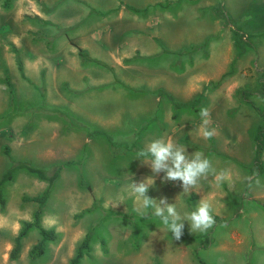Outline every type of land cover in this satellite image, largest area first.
<instances>
[{
	"label": "rangeland",
	"instance_id": "1",
	"mask_svg": "<svg viewBox=\"0 0 264 264\" xmlns=\"http://www.w3.org/2000/svg\"><path fill=\"white\" fill-rule=\"evenodd\" d=\"M80 48L102 64L83 62ZM198 95L196 109L172 104ZM263 113L264 0H0V178L15 160L47 174L63 163L41 214L57 236L35 259L34 227L17 257L9 252L38 207L23 196L47 181L22 166L10 171L0 264H69L88 232L79 264H264V172L253 166ZM158 137L204 153L231 176L182 193L161 173L149 187L182 212L210 201L216 225L207 232L192 233L185 221L174 240L159 218L134 211L128 185L153 175L134 158ZM79 170L90 188L78 184Z\"/></svg>",
	"mask_w": 264,
	"mask_h": 264
},
{
	"label": "clouds",
	"instance_id": "2",
	"mask_svg": "<svg viewBox=\"0 0 264 264\" xmlns=\"http://www.w3.org/2000/svg\"><path fill=\"white\" fill-rule=\"evenodd\" d=\"M200 117L205 128L203 137L211 139L215 135V129L207 127L211 123L209 111L202 108ZM134 159H139L141 164L148 166L153 173L139 182L132 179L127 187L128 194L134 201V211L141 218L147 219L149 214L159 218L174 240L181 239L185 221L190 224L192 233L207 232L216 225L213 205L208 200L202 198L191 211L182 212L176 202L169 203L167 198L156 200L147 194L149 187L155 182V177L161 173L165 183L179 181L182 193H189L201 180H207L209 176L217 183L231 182V176L226 171L217 172L212 161L204 153L195 151L189 155L185 147L177 145L172 139L158 137L138 150Z\"/></svg>",
	"mask_w": 264,
	"mask_h": 264
},
{
	"label": "trees",
	"instance_id": "3",
	"mask_svg": "<svg viewBox=\"0 0 264 264\" xmlns=\"http://www.w3.org/2000/svg\"><path fill=\"white\" fill-rule=\"evenodd\" d=\"M8 3H9V0H4V5H8ZM78 54H79V56L83 62H97V63L102 64V62L99 61L97 58H94L90 55H87V52L85 50H83L82 48L79 49ZM17 64H18L19 70L23 74L22 64H21L20 59H17ZM4 78H5L6 84H7L8 88L10 89V92H11L10 97H12V95H13L12 84L10 82L9 76L7 74H5ZM241 95L243 97L244 93L241 92ZM199 100H200V95H198L195 99H193L188 104L186 102L179 103L176 101H174L172 104L174 105L175 108H179L180 106L186 105L188 107L196 109L197 106L199 104H201V102ZM259 111L262 114V110H259ZM174 114L175 113H173V116H174ZM253 137H254V141H255V159L253 161V166L257 171L264 172V160L262 158L263 147H264V122H262L258 126ZM8 152H9L8 146L5 145L4 153L8 154ZM15 162H18V163H16V165H12L9 168V171L4 173L2 175V177L0 178V207L1 208H3L4 203H5V196L3 193L2 185L5 181L10 180V178H12V174L10 171L14 170L15 168L22 166V167L26 168V170L29 171L30 174L37 176L39 179L47 181V185L45 186V188L40 193H37L34 195H24L23 196V199L36 201L38 203V207L34 210L33 215H32V219L26 220L22 223L20 229L18 230L17 234L14 237V244H13V246L9 252L10 258H12V259L16 258L19 251H20V248H21L22 237H24L27 234V232L30 228L34 227V228L38 229L40 237L30 247L29 257L31 259H35L44 252L45 247H46V242L48 240L55 239L57 236V233L53 228H47L41 224V214L43 212V206L45 205L46 201L48 200V197H49V195L53 189L54 181L57 178V176L59 174V170L62 167L63 163H60V165L56 166V171H54L51 174H47L43 169H41L39 167L31 166L28 164V162L16 161V160H15ZM72 162L73 161H68V162H64V164H68V163H72ZM78 184L80 186L90 188V184L85 179L81 170H79V173H78ZM191 196H194V195L192 194ZM92 208H93V204L91 207L85 208L81 212V214L85 211L91 210ZM89 240H90V233L88 232L84 236V238L82 239L80 244L78 245L74 255L70 258L69 264H79L84 253L90 249Z\"/></svg>",
	"mask_w": 264,
	"mask_h": 264
}]
</instances>
